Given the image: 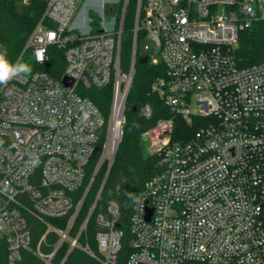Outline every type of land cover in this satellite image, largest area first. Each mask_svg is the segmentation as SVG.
Listing matches in <instances>:
<instances>
[{"label":"built area","instance_id":"built-area-1","mask_svg":"<svg viewBox=\"0 0 264 264\" xmlns=\"http://www.w3.org/2000/svg\"><path fill=\"white\" fill-rule=\"evenodd\" d=\"M127 1L118 23L116 8L105 17L76 0H49L25 49L37 66L47 63L49 46L61 49L62 76L34 71L0 88V264H18L23 251L50 264L62 244L68 249L60 264L73 249L99 264H117L124 218L117 204L95 218V252L79 237L96 202L76 234L71 231L96 172L112 162L120 142L138 32L159 60H151L147 47L141 52L165 68L152 91L189 126L196 120L198 129L173 140V120L162 119L142 133L161 172L132 203L126 264H264V62L238 68L233 56L239 33L264 20V0H136L131 65L122 73ZM90 11L99 17L97 26ZM90 88L110 89L107 118L83 95ZM140 112L151 115L148 106ZM65 218L64 228L49 223ZM32 222L44 228L33 247ZM48 234L57 237L49 253L42 250L50 246ZM168 239L173 242L165 246Z\"/></svg>","mask_w":264,"mask_h":264},{"label":"trees","instance_id":"trees-1","mask_svg":"<svg viewBox=\"0 0 264 264\" xmlns=\"http://www.w3.org/2000/svg\"><path fill=\"white\" fill-rule=\"evenodd\" d=\"M49 0H0V45L7 48V59L15 64L21 57V61L30 65L32 71H41L52 77L60 79L64 68L63 51L56 46H49L47 49V63L37 66L32 60L29 49H25L27 40L42 20L44 11ZM84 2V0H81ZM124 0H119L116 6L117 22H120L121 9ZM81 2V3H82ZM136 0H128L124 17L122 20V34L119 54L120 72L127 73L131 65L132 37L134 25V12ZM94 26L99 23V17L92 11L89 12ZM42 24L50 26L51 23L43 19ZM118 26V24H117ZM144 35L138 32L137 55L134 65L132 83L128 92L124 115L125 123L120 142L113 159L112 166L103 184L108 162H104L96 172L90 188L84 198L82 206L74 221L71 234L75 235L86 219L89 210L94 204L95 207L88 219L85 230L81 233L79 240L81 244L87 243L91 250L96 251V233L99 231L95 223L98 214L104 215L110 204H117L124 218L121 220V248L117 255V264H126L129 254L132 252L130 242L132 236L129 232V217L131 206L135 197L143 189L145 183L154 175L161 172L158 158L146 153L145 144L141 135L162 119H172L174 123L173 140H182L193 134L197 129V121L189 126L178 115H175L165 106L160 96L152 91L153 82L165 76V68L161 63L152 64L147 61L139 64L137 60L146 55L139 50L140 41ZM235 64L238 68H245L259 62H264V20H258L248 29L238 35V46L233 51ZM2 85H0L1 88ZM83 95L90 99L99 109L103 116L108 117L111 93L109 88H90L83 91ZM148 106L151 111L149 118L141 115V108ZM100 149L90 159L86 167L85 178L79 190L74 193L75 204L81 199L85 188L88 186L91 176L94 173ZM131 197V198H130ZM65 219H51L50 224L59 228L66 225ZM31 246H35L38 239L44 232L42 226L32 222L30 225ZM57 237L48 234L47 242L49 247L42 248L44 252H51L56 243ZM68 246L62 244L57 250L50 264H60L63 260ZM18 264H44L31 252L23 251L22 258ZM62 264H99L96 260L79 249H73Z\"/></svg>","mask_w":264,"mask_h":264},{"label":"clouds","instance_id":"clouds-1","mask_svg":"<svg viewBox=\"0 0 264 264\" xmlns=\"http://www.w3.org/2000/svg\"><path fill=\"white\" fill-rule=\"evenodd\" d=\"M7 55V48L0 45V85H6L9 81L17 77L18 75H28L31 74L32 71L31 66L26 63H11L7 59ZM172 242L173 241L171 239H168L167 244L165 246H170Z\"/></svg>","mask_w":264,"mask_h":264},{"label":"crops","instance_id":"crops-1","mask_svg":"<svg viewBox=\"0 0 264 264\" xmlns=\"http://www.w3.org/2000/svg\"><path fill=\"white\" fill-rule=\"evenodd\" d=\"M117 0H85L84 1V8L88 9V10H92L96 13L100 14V11L102 10L104 13V16H107V14L109 15L110 12H112V5L115 4L116 7V3Z\"/></svg>","mask_w":264,"mask_h":264},{"label":"rangeland","instance_id":"rangeland-1","mask_svg":"<svg viewBox=\"0 0 264 264\" xmlns=\"http://www.w3.org/2000/svg\"><path fill=\"white\" fill-rule=\"evenodd\" d=\"M81 0H76V3L77 4H79V5H84V2L81 4ZM83 8V7H82ZM115 4L114 5H112V7H111V9H112V11H114L115 10ZM108 16V15H107ZM107 16H105V17H107ZM145 47H147V54L150 56V58H151V60H156V61H158L159 60V57H158V53H157V51H156V48H155V46L153 45V43L152 42H150L149 40H144V39H142L141 41H140V44H139V50L140 51H142V50H144V48ZM22 63H24V62H22ZM195 107H194V105L193 104H191V109H194ZM146 141V140H145ZM145 141H144V139H143V143L145 144ZM108 168V167H107Z\"/></svg>","mask_w":264,"mask_h":264},{"label":"water","instance_id":"water-1","mask_svg":"<svg viewBox=\"0 0 264 264\" xmlns=\"http://www.w3.org/2000/svg\"><path fill=\"white\" fill-rule=\"evenodd\" d=\"M147 61H148V59H147L146 56H143V57H141V58H139V59L137 60V62H138L139 64H144V63H146ZM134 65H135V62H133V64H132V69H134ZM62 83H63L65 86H70V85H71V81L67 80L66 78H64V79L62 80ZM112 163H113V160H112V162L108 165L107 172H106V175H105V178H104V181H103L102 187H103L104 182H105V180H106V177H107V175H108V173H109V170H110V168H111V166H112ZM101 189H102V188H101ZM96 201H97V198H96ZM96 201H95V202H96ZM117 227H120V224H118Z\"/></svg>","mask_w":264,"mask_h":264}]
</instances>
